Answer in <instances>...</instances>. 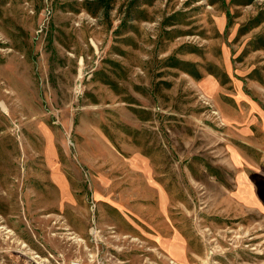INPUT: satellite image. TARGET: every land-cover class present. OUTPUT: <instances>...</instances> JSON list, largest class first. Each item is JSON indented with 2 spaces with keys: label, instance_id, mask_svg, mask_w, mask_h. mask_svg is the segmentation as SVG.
Masks as SVG:
<instances>
[{
  "label": "rangeland",
  "instance_id": "374dc122",
  "mask_svg": "<svg viewBox=\"0 0 264 264\" xmlns=\"http://www.w3.org/2000/svg\"><path fill=\"white\" fill-rule=\"evenodd\" d=\"M0 226L9 264H264V0H0Z\"/></svg>",
  "mask_w": 264,
  "mask_h": 264
},
{
  "label": "crops",
  "instance_id": "0c3cea01",
  "mask_svg": "<svg viewBox=\"0 0 264 264\" xmlns=\"http://www.w3.org/2000/svg\"><path fill=\"white\" fill-rule=\"evenodd\" d=\"M107 225L112 226V223L107 224ZM125 236L129 237L127 234H121L119 237H125ZM121 239H123V241H126V240L129 241V238H121ZM159 240L160 241L156 244L157 249L155 250V254L160 259H158V260L153 259L154 257L152 254H154V251L153 250H147V251H145V254H144L145 258L143 259L146 261V264H168L170 258H173V259L178 260V261H182L183 257H181V256L184 255L183 254L184 253V246H183L182 242H180L178 239H172V238H160ZM130 243H131V241H129V244ZM117 248H119V247L117 246ZM1 253H3V252H0V254ZM50 256H52L56 261H58L53 256V254H49V257ZM123 256H125V258L121 257L119 259L118 263L113 262V264H133L136 262V259L134 257L131 258V256H127L125 254ZM0 257H1V255H0ZM2 259H3V257L1 258L0 264H7V263H4V260L6 261V259L5 258H4V260H2ZM8 263H10V262H8ZM19 264H21V263H19ZM104 264H107V263H104Z\"/></svg>",
  "mask_w": 264,
  "mask_h": 264
},
{
  "label": "built area",
  "instance_id": "2783aa9c",
  "mask_svg": "<svg viewBox=\"0 0 264 264\" xmlns=\"http://www.w3.org/2000/svg\"><path fill=\"white\" fill-rule=\"evenodd\" d=\"M0 228H1V226H0ZM53 258V257H52ZM2 260H4V258L2 259ZM4 262L5 263H7V264H9L7 261H5L4 260ZM41 262H44V263H46V264H58V262L53 258V261H46V258H45V260L44 261H41ZM30 264H32V263H30ZM36 264H38V262H36ZM68 264H82L81 263V261L79 260V259H76V258H74L73 260H70L69 262H68Z\"/></svg>",
  "mask_w": 264,
  "mask_h": 264
}]
</instances>
